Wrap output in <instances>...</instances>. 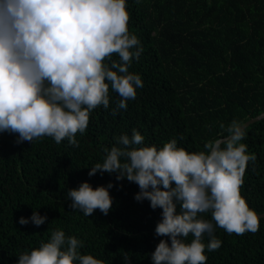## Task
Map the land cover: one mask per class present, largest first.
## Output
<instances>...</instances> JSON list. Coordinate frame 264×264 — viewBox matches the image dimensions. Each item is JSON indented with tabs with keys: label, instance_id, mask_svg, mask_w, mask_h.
Instances as JSON below:
<instances>
[{
	"label": "trees",
	"instance_id": "trees-1",
	"mask_svg": "<svg viewBox=\"0 0 264 264\" xmlns=\"http://www.w3.org/2000/svg\"><path fill=\"white\" fill-rule=\"evenodd\" d=\"M126 6L129 31L143 48L128 69L143 86L127 108L112 114L120 96L110 87L109 107L91 111L86 131L76 134L78 147L49 136L17 144L18 134L0 132V264H18L20 254L57 229L83 242L82 255L105 264H125V253L130 264H153L159 241L170 243L155 234L162 209L137 201L138 185L117 181L115 173L88 175L103 163L104 148L136 129L144 145L161 148L175 139L188 152L202 151L206 142L228 135L233 120L243 123L264 111V0H126ZM112 60L120 62L115 54ZM243 129L241 143L256 159L247 165L241 195L264 213V116ZM85 181L93 188L113 184L107 215L97 209L87 217L70 206L67 192ZM34 211L47 217L44 224L19 223ZM198 216L222 242L218 250L205 248L206 264H264V215L256 233L243 235L218 227L211 212ZM192 239L189 234L186 242ZM209 239L205 233L202 242Z\"/></svg>",
	"mask_w": 264,
	"mask_h": 264
},
{
	"label": "clouds",
	"instance_id": "clouds-1",
	"mask_svg": "<svg viewBox=\"0 0 264 264\" xmlns=\"http://www.w3.org/2000/svg\"><path fill=\"white\" fill-rule=\"evenodd\" d=\"M129 20L126 0H0V132L18 134L17 144L49 136L57 144L67 139L78 147L76 134L86 131L91 111L109 107L110 87L120 96L112 114L126 109L143 86L140 75L128 70L143 51L129 31ZM114 54L120 62L112 60ZM226 132L206 142L204 150L188 152L175 139L161 148L144 145V137L133 129L130 137L121 135L104 148L103 163L90 168V177L115 173L117 181L136 183L135 199L162 209L155 234L170 243L159 241L151 254L153 264H206L205 248L218 250L222 242L200 213L211 212L228 234L259 230L260 218L241 195L255 154H247L241 143L245 131L240 122L233 120ZM112 187L82 182L67 192L70 206L87 217L97 209L107 215ZM29 219L40 226L47 217L34 211L19 223L26 225ZM189 234L194 239L187 243ZM82 247L81 240L57 229L47 242L20 254L18 264H105L82 255ZM123 259L130 264L128 253Z\"/></svg>",
	"mask_w": 264,
	"mask_h": 264
},
{
	"label": "water",
	"instance_id": "water-1",
	"mask_svg": "<svg viewBox=\"0 0 264 264\" xmlns=\"http://www.w3.org/2000/svg\"><path fill=\"white\" fill-rule=\"evenodd\" d=\"M263 116H264V111H262V112H260L259 114H257V115H255V116H253V117H251V118L245 120L243 123H241V125H242V127L244 128L248 123H250V122H252V121H254V120H258V119H260V118L263 117ZM257 215H258V216H263L264 213H258Z\"/></svg>",
	"mask_w": 264,
	"mask_h": 264
}]
</instances>
